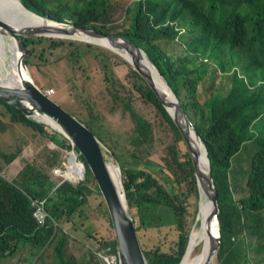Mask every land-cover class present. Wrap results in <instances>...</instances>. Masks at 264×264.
I'll list each match as a JSON object with an SVG mask.
<instances>
[{
	"label": "trees",
	"instance_id": "obj_1",
	"mask_svg": "<svg viewBox=\"0 0 264 264\" xmlns=\"http://www.w3.org/2000/svg\"><path fill=\"white\" fill-rule=\"evenodd\" d=\"M21 2L48 19L69 20L77 26L110 32L98 26L106 18L109 0H72L73 4L67 0ZM126 14L127 29L110 34L123 36L145 53L171 86L207 149L220 210V246L213 262L264 264V0H136ZM182 34L189 40L188 47L177 56L168 54L160 42L176 41ZM22 41L32 49L41 43L35 38ZM64 45L63 41L50 43L53 49ZM68 45L74 46V42ZM203 45L217 55V65L198 52ZM129 71L146 92L141 91L142 87L138 90L157 107L177 137L175 147L179 153L170 168L177 173L171 182L178 187V193L137 169L122 168L123 186L136 214L135 228L147 263L179 264L189 233L185 214L194 216L196 211L192 164L181 134L153 92L133 70ZM0 102L8 112L5 123L10 121L9 128L21 124L36 134H46L42 126ZM132 118L136 123L140 119L133 113ZM85 125L91 129L94 126L91 122ZM138 127L144 130V122H139ZM17 130L25 131L20 126ZM59 137L54 134L51 139L55 142ZM59 142L65 147L64 141ZM58 160L59 156L54 155L43 166L25 165L24 182L17 177V187L23 191L0 180V199L9 203L6 212L0 214V264H45L44 255L49 249L44 248L39 254L45 244L52 247L56 264H62L64 250L59 241L66 236L60 226L62 218L75 225V217H83L85 221L78 228L81 234L91 236L101 248L108 244L109 239L98 230L89 232L87 226L95 219L93 214L98 217L93 209L92 214L86 213L90 209L87 200L97 190L95 181H91L93 186L87 181L77 187L64 183L51 194L47 170ZM89 179L93 180L91 176ZM149 187L152 188L148 190ZM23 192L46 200L45 207L49 218L56 222L55 227L49 221L41 227L35 224ZM171 226L175 227L174 232ZM147 233L153 240L151 244L141 239ZM17 248L29 255L24 253L11 261Z\"/></svg>",
	"mask_w": 264,
	"mask_h": 264
},
{
	"label": "rangeland",
	"instance_id": "obj_2",
	"mask_svg": "<svg viewBox=\"0 0 264 264\" xmlns=\"http://www.w3.org/2000/svg\"><path fill=\"white\" fill-rule=\"evenodd\" d=\"M134 1L136 0H109L106 18L100 20L98 26L110 31L109 34L127 29L129 20L125 17L127 15L126 9L130 8ZM70 2L72 0H67L68 4H71ZM68 43L54 50L49 48V39L30 49L31 53L28 52L25 58H28V67L36 84L43 90L52 89L53 97L59 105L77 119H79L78 114L84 113L83 106L86 105V116L85 118L82 116V118L85 119V123L91 122L94 125L92 129L87 128L93 134L95 132L98 134L102 145L107 147L112 154L106 157L109 164L119 168L117 160L122 168L149 172L164 188L171 187L175 193H178V187L171 182L172 175L177 176V173L170 168L176 154L179 153V148L176 149L175 147L177 137L172 129L167 126L157 107L142 96L141 91L146 92L145 87L141 85L138 78H133L130 75L129 69L132 70V68L120 56L110 50L97 46L89 47L83 43H74V46H70ZM160 43L168 54L177 56L185 47H188L189 40L182 34L176 41H161ZM198 52L201 53L202 57L208 56L217 65V55L211 53L206 45L200 46ZM139 87H142L140 88L141 91L138 90ZM78 94L81 96V100L73 101L72 99ZM132 113L140 118L137 123L132 118ZM0 119L3 122L8 121V116L4 115V109L1 106ZM143 120L149 125L150 137L136 136L134 133V128L137 132H141L138 123ZM1 124L9 128L3 123ZM17 127L19 128L18 124ZM26 131H20L22 142L13 147L11 144H14L15 141L17 143L18 140L16 138L17 130L14 128L12 130H0V147L3 150L7 149L6 142L2 140L5 138L7 142L11 143L10 150L17 151L16 161L13 162L11 170L13 168L18 171L21 170L26 162L30 164L39 163L43 166L46 161H52L54 155L59 154L60 157L59 148L49 146V138L44 137V135L36 136V133L30 129ZM181 140L187 150L183 139ZM55 142L60 143L58 139ZM178 145H181L179 140ZM0 167L5 179L10 180L14 176L13 172L16 170L12 172L9 167L7 171H4L6 165L1 159ZM119 172L121 175L120 169ZM18 177L21 182H24L22 172L19 171ZM86 177H88L87 174ZM92 183L87 180V184L93 186ZM183 190H185V185L182 186ZM88 200L87 204L90 209L86 213L91 212L92 214L95 210V214L98 216L92 215L95 219L93 220L94 223L88 227L89 232L98 229L100 235H104L106 239L113 238L114 231L104 214L102 196L94 190ZM183 202H187L186 196ZM195 217L196 213L194 216L185 214V221L189 225L185 226L189 227V232ZM190 219L191 222L189 223ZM83 221L85 220L82 217L75 222V225L70 222H61L62 229L66 234L65 238L59 241L64 250L62 264H102L101 262L103 264H115V262L111 263V260H116L115 255L92 254L90 249L94 248L93 238L91 236L86 237L78 230ZM100 221L109 225L110 232L100 229ZM195 227L198 229V223L195 224ZM174 228L171 226V232H174ZM141 239L148 244L153 241L149 234L144 235V238ZM197 247H200L199 243ZM22 254L23 251L18 249L17 255L12 256L11 261ZM44 260L45 264H56L55 259L50 254L44 255Z\"/></svg>",
	"mask_w": 264,
	"mask_h": 264
},
{
	"label": "water",
	"instance_id": "obj_3",
	"mask_svg": "<svg viewBox=\"0 0 264 264\" xmlns=\"http://www.w3.org/2000/svg\"><path fill=\"white\" fill-rule=\"evenodd\" d=\"M16 2L24 12L31 15L30 17L37 18L38 22L34 23L33 26H20L17 25L19 22L17 19L7 17V10L4 13L0 12V38L3 40L4 58L6 60V64L0 66V76L7 70L10 62V53L7 47L10 38L14 40V45L20 54L17 85L9 87L0 85V99L15 107L27 119L61 135L82 155L96 181L99 192L104 198L112 222L115 242L110 243L107 252L115 254L118 264H147L129 214L119 168L109 164L105 159L104 152H102V148L105 149L104 146L86 126L45 96L35 85L25 63V48L20 38L44 37L72 40L110 50L120 56L145 81L178 129L189 152L197 193V212L193 226L198 223L199 229L200 221L207 213L204 218V225L207 226V235L210 238L208 251L201 258L199 264L213 262L220 246V223L218 219L220 210L217 192L211 176L207 149L164 77L145 53L123 36H112L71 24L50 21L29 12L19 0ZM111 168L117 171V180L113 179ZM213 224L215 225V233ZM190 233L184 255L179 264L187 253ZM200 251L201 248H199L197 255L200 254Z\"/></svg>",
	"mask_w": 264,
	"mask_h": 264
},
{
	"label": "clouds",
	"instance_id": "obj_4",
	"mask_svg": "<svg viewBox=\"0 0 264 264\" xmlns=\"http://www.w3.org/2000/svg\"><path fill=\"white\" fill-rule=\"evenodd\" d=\"M20 1V3L22 4V2H21V0H19ZM71 4H73L72 2H70ZM23 5V4H22ZM24 6V5H23ZM25 7V6H24ZM26 8V7H25ZM27 9V8H26ZM29 12H31V13H34V14H36L35 12H33L32 10H30V9H27ZM36 15H38V16H40V17H43V18H46V17H44V16H41V15H39V14H36ZM46 19H48V18H46ZM48 20H50V21H54V22H59V23H65V24H71V25H73V26H77V25H75V24H73V23H71V21H69V20H66V21H55V20H51V19H48ZM77 27H81V28H85V29H90V30H95V29H93V28H89V27H83V26H77ZM96 32H100V31H97V30H95ZM100 33H103V34H109V33H105V32H100ZM109 35H115V36H120V35H116V34H109ZM23 38H33L34 39V37H23ZM23 38H20V40H21V42L23 43V41H22V39ZM35 39H40V42L41 43H44L45 41H48L49 39H50V43H51V41H63L64 43H68V42H74V43H77V44H81V43H83V44H85V45H90L89 47H94L95 45H92V44H89V43H85V42H78V41H72V40H61V39H51V38H44V37H41V38H35ZM39 44V43H38ZM24 45V44H23ZM36 46H38L37 44L35 45V47ZM60 47H63V46H59V47H57V48H55L54 50H57L58 48H60ZM24 48H25V56L28 54V52L30 51V49H31V46H29V47H26V45H24ZM49 48H52L51 46H50V44H49ZM53 49V48H52ZM28 59H27V57L25 58V63H26V61H27ZM29 64V63H28ZM28 64L26 63V66H27V69H28V71H29V73H30V75H31V77H32V79H33V81H34V83H35V85L44 93V95L45 96H47L48 98H50L52 101H54L59 107H61L60 105H59V103L54 99V97H53V91H52V89H48V90H43L42 88H40L37 84H36V82H35V80H34V77H33V75H32V73H31V71H30V69H29V67H28ZM33 65V64H32ZM135 72V71H134ZM136 73V72H135ZM137 74V73H136ZM138 75V74H137ZM139 76V75H138ZM163 76V75H162ZM140 77V76H139ZM164 77V76H163ZM141 78V77H140ZM142 79V78H141ZM164 79H165V77H164ZM143 80V79H142ZM166 80V79H165ZM143 82L145 83V81L143 80ZM167 82V81H166ZM168 83V82H167ZM146 84V83H145ZM147 85V84H146ZM169 85V84H168ZM148 86V85H147ZM170 86V85H169ZM149 87V86H148ZM170 88H171V86H170ZM172 89V88H171ZM151 90V89H150ZM152 91V90H151ZM173 91V90H172ZM174 93V92H173ZM154 94V93H153ZM143 96V95H142ZM154 96H155V94H154ZM176 96V95H175ZM144 97V96H143ZM156 97V96H155ZM146 98V97H145ZM177 98V97H176ZM156 99H157V97H156ZM1 101H3L2 99H0ZM73 101H78V100H81V96L78 94L77 96H75V98L74 99H72ZM158 100V99H157ZM178 100V99H177ZM4 102V101H3ZM71 102V101H70ZM158 102H159V100H158ZM179 102V101H178ZM5 104H7L6 102H4ZM160 103V102H159ZM7 105H9V104H7ZM160 105H161V103H160ZM0 106L4 109V115H6V116H8V120H9V115L7 114L8 112L6 111V108H5V105L3 104V103H1L0 102ZM9 106H11V105H9ZM181 106V105H180ZM11 107H13V106H11ZM79 107H81V106H79ZM84 113L82 114V115H79L78 114V118L80 119H78V121L79 122H81L84 126H86L85 125V119H83L82 118V116L85 118V116H86V105L84 104ZM161 107H162V105H161ZM13 108H15V107H13ZM62 108V107H61ZM163 108V107H162ZM182 108V107H181ZM16 109V108H15ZM63 109V108H62ZM17 110V109H16ZM163 110H164V108H163ZM183 110V109H182ZM19 111V110H18ZM165 111V110H164ZM184 112V111H183ZM165 113H166V111H165ZM185 113V112H184ZM167 114V113H166ZM168 115V114H167ZM185 115H186V113H185ZM24 116V115H23ZM73 116V115H72ZM187 116V115H186ZM25 117V116H24ZM75 117V116H74ZM169 117V116H168ZM26 118V117H25ZM76 118V117H75ZM27 119V118H26ZM77 119V118H76ZM189 119V118H188ZM27 120H29V119H27ZM82 120V121H81ZM29 121H31V120H29ZM10 122V121H9ZM31 122H33V121H31ZM143 122H144V130L143 131H141V132H137L136 130H135V128H134V133H135V135L136 136H141V137H146V136H151V133H150V131H149V125H148V123L145 121V120H143ZM191 122V121H190ZM0 123H3L5 126H8L9 127V125H8V123H5V122H3L1 119H0ZM34 123V122H33ZM36 125H40V124H37V123H35ZM191 124L193 125V123L191 122ZM19 126L21 127V128H23L25 131L27 130V129H30V128H27V127H24L23 125H21V124H19ZM40 126H42L43 127V129H44V131H45V133L46 134H43L44 135V137H47V138H49L48 139V141H49V146H51V148H59V151H60V153H61V155H60V157H59V160L53 165V166H51L48 170H47V174H48V172H49V174H48V176H49V182L51 183V186H50V191H51V194H54V192L56 191V189H58L62 184H64V183H67V184H69V185H71V186H73V187H77V185L78 184H80V183H86V181L87 180H89V181H95V179H94V177L92 176V174H91V172H90V170H89V168L87 167V164L85 163V161H84V158L82 157V155L77 151L76 152V148L75 147H73L72 145H71V143L69 142V141H67L65 138H63L61 135H59L58 133H56V132H54L53 130H51V129H49V128H47V127H45V126H43V125H40ZM87 127V126H86ZM176 127V126H175ZM193 127H194V125H193ZM195 128V127H194ZM0 130L1 131H5V130H12V128H7V127H4L2 124L0 125ZM14 130H17V125L15 124L14 125ZM31 130V129H30ZM32 131V130H31ZM36 131V130H35ZM49 133H48V132ZM54 134H56V135H58V136H60L59 137V140H61V141H64L65 142V147H61L60 145H58L57 143H55L52 139H51V136L52 135H54ZM41 134H36V136H40ZM95 135V137L102 143V141H101V139L99 138V136H98V134H94ZM35 136V137H36ZM16 138L18 139L17 140V143H16V141H15V138H14V144H11V143H9V142H7V140L5 139V138H3L2 140H4L5 142H6V145H7V149L6 150H3L1 147H0V159L2 160V162L6 165V169L4 170V171H7V169L10 167V170H11V167H12V164H13V162L14 161H16V154H17V151H12V150H10V144L13 146V147H15L16 146V144L18 145H20L21 144V142H22V139H21V135H20V131L19 130H17V135H16ZM181 138H182V136H181ZM66 144H69V146H67ZM103 146V145H102ZM104 148L105 149H103L102 148V152H104V154H103V156L105 157V159L107 160V158L106 157H108L109 156V154H111L110 153V151L107 149V147H105L104 146ZM188 151V150H187ZM112 155V154H111ZM58 156H59V154H58ZM11 157H13L12 158V160H10L9 162H8V160L11 158ZM190 157V156H189ZM26 161H27V159H26ZM191 161V160H190ZM116 162H117V164H118V166H119V169H120V171H121V175H120V177H121V179H122V176H123V171H122V166L121 165H119V163H118V161L116 160ZM76 163H78V164H80V166H81V168L79 169V170H77L75 167H74V164H76ZM192 164V163H191ZM25 165H32V164H30V163H28V162H26V163H24L23 164V167H22V169L21 170H19L20 172H22V170L26 167ZM121 166V167H120ZM87 169L89 170V173L91 174V178L93 179V180H91V179H89L90 178V176H89V173H87ZM192 169H193V167H192ZM14 170H16V169H12L11 171L13 172ZM2 168L0 167V180L1 181H3L4 183H6L7 185H9V186H14V187H16L17 188V190H19V191H23V189H19L18 187H17V177L19 176V171L18 170H16L15 172H13L14 173V176L10 179V180H7V179H5L3 176H2ZM54 171H57V173L55 174L54 173ZM86 174L88 175V177H86ZM147 174H150L151 175V177L153 178V179H156L151 173H149V172H147ZM193 176H194V172H193ZM52 179V180H51ZM157 180V179H156ZM194 180H195V177H194ZM158 181V180H157ZM48 182V183H49ZM95 183H96V181H95ZM158 183H159V181H158ZM194 183H195V181H194ZM161 184V183H160ZM97 185V184H96ZM122 185H123V179H122ZM215 185V184H214ZM162 186V185H161ZM163 187V186H162ZM123 188H124V186H123ZM152 187H149L148 188V190H150ZM195 188H196V185H195ZM97 192H99V190H98V186H97V190H96ZM217 192V191H216ZM24 193V192H23ZM124 193H125V188H124ZM25 194V193H24ZM99 194L101 195V193L99 192ZM25 196H26V198L28 199V201H29V207H30V218L35 222V224L38 226V227H41V226H43L44 224H45V222L46 221H49L50 222V224L51 225H53V227H55L56 226V222L55 221H53V220H51L50 218H49V214H48V212H47V210H46V207H45V199H43V200H40V199H36V198H32L30 195H28V194H25ZM102 196V195H101ZM196 196H197V193H196ZM102 199H103V202H104V205H105V208H106V211H107V214H108V218H109V222H110V226L112 227V222H111V219H110V215H109V212H108V210H107V207H106V204H105V201H104V198H103V196H102ZM125 199H126V202H127V206H128V210H129V214H130V216H131V219H132V222H133V225H134V229H135V233H136V237H137V240H138V243H139V246H140V249L142 250V246H143V244H142V242H140V240H139V237H138V234H137V232H136V228H135V221H134V219H135V216H136V214L134 213V212H132V209L130 208V206H129V204H128V201H127V197H126V193H125ZM8 204L9 203H7V202H3L1 199H0V214L2 213V212H6V209H7V207H8ZM132 206V205H131ZM38 208H40V210H41V213H42V215H43V221L41 222V223H38L37 222V220H36V218H35V216H34V213L38 210ZM134 209V208H133ZM135 211V210H134ZM197 212V203H196V211H195V213ZM107 218V217H106ZM75 219L76 220H78L79 218H78V216L77 217H75ZM61 222H67L66 220H65V218H62L61 219ZM61 222H60V226H62L61 225ZM71 223V222H70ZM92 223H94L93 221H92ZM96 223V222H95ZM100 223V225H101V228L100 229H104V230H106L107 232H110V229H109V225H105L103 222H99ZM89 225H91V223H88L87 224V226H89ZM112 229H113V227H112ZM95 230H98V229H95ZM95 230H93V231H95ZM92 231V232H93ZM99 231V230H98ZM114 231V230H113ZM190 233V232H189ZM189 233H188V237H189ZM101 236L102 237H104V235H102L101 234ZM188 237H187V242H188ZM105 238V237H104ZM106 239V238H105ZM114 239V240H113ZM112 242H115V235H114V237L113 238H111V239H109V241H108V244L105 246V248H101L100 246H99V244L96 242V240L95 239H93V244H94V248L93 249H95V250H93V249H90L91 250V252H92V254L93 255H115V254H112V253H108L107 252V248L109 247V245H110V243H112ZM187 242H186V245H187ZM96 244V245H95ZM142 244V245H141ZM186 245H185V248H186ZM28 246H27V249H26V251L28 250ZM44 248H48L49 250L47 251L48 252V254H50L51 255V253H53V249H52V247L51 246H48V244H45L44 245V247L42 248V250L39 252V254L44 250ZM185 248H184V251H185ZM199 248L200 247H197L195 250H194V252H193V254L192 255H197L198 254V251H199ZM18 249H20V250H22V248H17L16 250H15V252H14V254L13 255H17V250ZM23 251V250H22ZM184 251H183V254L182 255H184ZM197 251V252H196ZM196 252V253H195ZM24 253H25V255H29L27 252H24L23 251V254L22 255H24ZM142 253H143V255H144V252H143V250H142ZM38 254V255H39Z\"/></svg>",
	"mask_w": 264,
	"mask_h": 264
},
{
	"label": "bare ground",
	"instance_id": "obj_5",
	"mask_svg": "<svg viewBox=\"0 0 264 264\" xmlns=\"http://www.w3.org/2000/svg\"><path fill=\"white\" fill-rule=\"evenodd\" d=\"M7 10V11H6ZM6 11L7 17H11L13 19H17V25H28L33 26L34 23H37V18L30 17L26 12H24L20 6L17 4L16 0H0V12L4 13ZM8 51L10 53V62L8 63L7 70L0 76V85L3 87H9L12 85H17L18 82V65L20 61V54L17 48L14 45V40L10 38L8 42ZM5 51L3 50V40L0 38V66L6 64V60L4 58ZM29 72V71H28ZM74 167L79 170L81 168L80 164H74ZM112 177L114 180H117V171L113 168L110 169ZM207 213H205L204 217L201 219V226L199 229H196L195 225L193 226L190 233V244L187 250V253L182 260L181 264H199L201 258L207 253L209 248L210 238L207 235V226L204 225V218ZM213 230L215 233V225L213 224ZM200 245L201 251L199 255H192L197 245Z\"/></svg>",
	"mask_w": 264,
	"mask_h": 264
},
{
	"label": "built area",
	"instance_id": "obj_6",
	"mask_svg": "<svg viewBox=\"0 0 264 264\" xmlns=\"http://www.w3.org/2000/svg\"><path fill=\"white\" fill-rule=\"evenodd\" d=\"M54 173L56 174L57 171H54ZM34 216H35V218H36L38 223H41L43 221V215L41 213L40 208H38V210L34 213ZM114 262H115V264H118L117 259L116 260H111V263H114ZM102 264H103V262H102ZM210 264H216V263L211 262Z\"/></svg>",
	"mask_w": 264,
	"mask_h": 264
}]
</instances>
